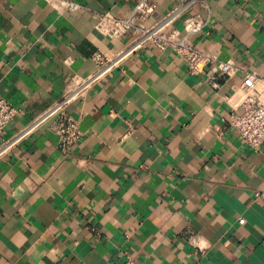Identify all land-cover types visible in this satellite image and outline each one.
I'll list each match as a JSON object with an SVG mask.
<instances>
[{
  "label": "crops",
  "instance_id": "1",
  "mask_svg": "<svg viewBox=\"0 0 264 264\" xmlns=\"http://www.w3.org/2000/svg\"><path fill=\"white\" fill-rule=\"evenodd\" d=\"M140 1L0 0V95L21 110L0 133V264H264V143L226 122L244 81L264 83V0H209L172 25L206 21L194 44L239 68L216 84L92 28ZM150 1L154 25L180 0ZM63 103L81 132L67 153Z\"/></svg>",
  "mask_w": 264,
  "mask_h": 264
},
{
  "label": "built area",
  "instance_id": "2",
  "mask_svg": "<svg viewBox=\"0 0 264 264\" xmlns=\"http://www.w3.org/2000/svg\"><path fill=\"white\" fill-rule=\"evenodd\" d=\"M194 6L209 10V0H180L178 6L154 25H148L147 22L156 9L150 0H141L124 18L112 13L92 15L90 13L89 17L94 31L107 38L122 39L131 36L129 50L134 51L148 45L160 51L172 50L186 63L191 75H201L209 69L208 82L216 84L226 81L235 75L239 68L232 62L219 61L215 55L203 51L193 42V39L198 37L206 26L205 20L199 15L192 16L185 19L183 30H170L182 11L190 10ZM66 8L73 12L82 9L81 5L75 2H68ZM96 59L102 62L101 55H98ZM261 89L264 91V83L258 75H250L241 89L245 93L241 111L232 114L226 120L238 140L253 150H257L264 143V105L261 101ZM64 105L65 103L59 105L50 115L55 117L51 129L57 135L59 145L67 153L79 143L81 132L78 120L67 113ZM20 113V109L11 105L0 95V133ZM195 238L191 237V242L195 243ZM124 264H137V262L132 257H128Z\"/></svg>",
  "mask_w": 264,
  "mask_h": 264
}]
</instances>
